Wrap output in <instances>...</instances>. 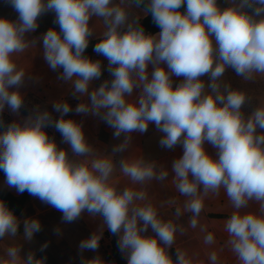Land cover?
<instances>
[{
	"label": "clouds",
	"instance_id": "9594fccd",
	"mask_svg": "<svg viewBox=\"0 0 264 264\" xmlns=\"http://www.w3.org/2000/svg\"><path fill=\"white\" fill-rule=\"evenodd\" d=\"M8 2L18 18L0 17V116L7 106L17 119L7 124L0 119V171L6 185L55 208L65 223L85 212L101 218V230L80 241L81 255L99 248L106 228L118 237L127 264H197L184 251H175V259L170 254L178 232L173 220L162 219L142 190L121 189L111 179L117 168L137 185L166 179L168 170L158 171L156 162L143 156L121 157L118 164L114 159L129 148L133 133H146L153 125L162 134L161 147H182L171 170L192 222L203 208V195L222 188L234 209L226 221L228 244L240 264H264V104L246 115L247 93L222 79L229 68L244 80L264 74V0H231L226 7L218 0ZM49 12L58 29L28 39ZM137 12L150 14L161 30L146 32ZM93 20L103 23L99 37ZM93 37V51L106 66L85 55ZM38 44L49 68L80 102L73 109L61 99L52 103V111L37 106L20 118L26 70L16 57ZM104 71L109 78L94 86ZM73 111L99 117L113 129L114 139H123L110 153L98 152L83 121L69 116ZM48 128L59 132L67 147L59 146ZM250 202L258 204L257 211L246 210ZM20 226L0 200V241L21 236ZM39 231V219L23 220L25 241ZM22 247H2L0 264H45L35 252L22 255ZM46 248L47 243L40 251ZM82 264L105 261L82 256Z\"/></svg>",
	"mask_w": 264,
	"mask_h": 264
},
{
	"label": "crops",
	"instance_id": "0c3cea01",
	"mask_svg": "<svg viewBox=\"0 0 264 264\" xmlns=\"http://www.w3.org/2000/svg\"><path fill=\"white\" fill-rule=\"evenodd\" d=\"M136 14L141 18L144 15L141 12ZM0 17L10 20L18 18V13L8 0H0ZM38 23V29L36 32L28 34V39L41 36L50 27L58 29V25L54 24V13L51 12L41 16ZM90 23H93L94 30L97 37H99L104 31L103 23L99 20H93ZM91 39H95V37ZM87 56L94 60L101 59L104 65H107L105 59L95 52L87 54ZM16 60L18 65L26 70L25 81L20 89L25 96V104L19 113L20 118L28 116L37 106L52 111V103L61 99L68 102L73 109L80 102L70 95V85L58 80L59 73L49 68L43 58L40 44L19 54ZM106 78H109V73L104 71L101 79L94 82V86H98ZM204 79L207 81V77H204ZM222 79L225 83L230 84L233 89L247 93L249 99L242 109L246 115L259 104H264V74H254L250 79L244 80L229 68L225 71ZM176 82L178 83L179 80L177 79ZM4 114L8 115L11 121L17 119V115L12 113L7 106ZM53 115L58 117L59 114L53 113ZM69 116L78 121H83L86 138L100 153H110L113 145L123 139V136L114 139L113 129L100 120L99 117L83 116L82 114H76L74 111ZM47 131L50 136L55 137L59 146L67 147L63 143L59 132H56L54 128H48ZM161 135L153 125H149L146 133H133L129 148L123 153H117L114 159L118 164L121 157L143 156L148 161L156 162L158 171L160 169L168 170V176L165 180L153 179L146 181L143 185H137L120 173L117 168L111 178L112 182L121 189L132 187L136 190H142L145 193V202L153 204L162 219L173 220L177 224L178 232L173 244L175 251H184L197 264H240L238 257L228 244L229 236L226 231V221L234 209L225 191L221 188L218 192H208L203 195V208L199 216L196 217L195 223H193L191 220L192 213L188 212L184 206L187 198L181 196L177 191L174 173L171 170L174 159L182 155V147L177 146L172 150L161 147L159 144ZM206 148L210 153H215V149L211 145L206 144ZM1 188L7 189L16 199L22 196L14 188H9L6 185L5 178L0 175ZM258 207L255 202H250L246 210L255 212ZM176 209H180L179 216L175 215ZM48 214H52L51 219L45 218ZM16 216L21 221V236L16 238L6 237L3 241H0V255L3 254L2 247L9 244H22V255H26L29 251L35 252L37 258H46L45 264H82V256L91 259L97 255L107 262L109 260L108 254L103 250L102 243L114 237L118 242V237L104 228L99 248L96 251H85L81 255L78 249L80 241L101 230V218L93 217L85 212L78 220L65 223L62 221L61 212L27 192L22 207L16 213ZM26 218H37L41 223V231L35 233L31 241H25L22 236L23 220ZM61 225L66 230V234L59 232ZM76 230L82 233H78ZM148 234H152L151 229H149ZM209 235L212 237L211 240H208ZM75 239H78V241ZM45 243H47V248L40 251L41 246ZM118 251L127 264L125 255L119 248Z\"/></svg>",
	"mask_w": 264,
	"mask_h": 264
},
{
	"label": "trees",
	"instance_id": "16d2710c",
	"mask_svg": "<svg viewBox=\"0 0 264 264\" xmlns=\"http://www.w3.org/2000/svg\"><path fill=\"white\" fill-rule=\"evenodd\" d=\"M141 23L145 28V31L148 33H153L158 29H160L153 22L150 14L143 17ZM96 42H97L96 38L90 40V44L89 47L86 49L85 55L94 53L93 46L95 45ZM0 119H2L5 124L12 122L8 117V115L4 113L2 114V116H0ZM0 175L5 178V174L3 173V171H0ZM25 197H26V192L22 193V196L16 199L7 189L5 188L0 189V200H3L6 203V205L14 211L15 214L21 209ZM102 248L108 254L109 260L107 261V264H126L125 261L120 256L115 237L109 238L104 243H102ZM170 254L173 256V259H175V249L173 247L172 249H170Z\"/></svg>",
	"mask_w": 264,
	"mask_h": 264
},
{
	"label": "rangeland",
	"instance_id": "374dc122",
	"mask_svg": "<svg viewBox=\"0 0 264 264\" xmlns=\"http://www.w3.org/2000/svg\"><path fill=\"white\" fill-rule=\"evenodd\" d=\"M218 2L220 3V6L221 7H226V6H228L230 3H231V0H218ZM161 29H158L157 31H155V32H153V33H157V32H159ZM105 62L107 63V61L105 60ZM52 214H48L45 218H47V219H51L52 218V216H51ZM81 230V229H80ZM77 231V230H76ZM82 232H84L83 230H81ZM59 232L61 233V232H64V234H66V230L63 228V226L61 225V230H59ZM78 232V231H77ZM82 232H78V233H82ZM86 232V231H85ZM76 241H78V239H75ZM40 248V247H39ZM105 264H107V262H105Z\"/></svg>",
	"mask_w": 264,
	"mask_h": 264
}]
</instances>
